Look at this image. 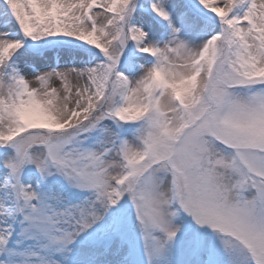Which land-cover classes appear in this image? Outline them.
I'll return each mask as SVG.
<instances>
[{"label":"snow or ice","instance_id":"6c2138e0","mask_svg":"<svg viewBox=\"0 0 264 264\" xmlns=\"http://www.w3.org/2000/svg\"><path fill=\"white\" fill-rule=\"evenodd\" d=\"M0 264H264V0H0Z\"/></svg>","mask_w":264,"mask_h":264}]
</instances>
